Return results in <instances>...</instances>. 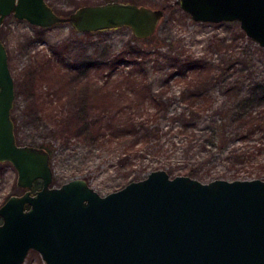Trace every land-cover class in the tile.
Returning a JSON list of instances; mask_svg holds the SVG:
<instances>
[{"label":"rangeland","instance_id":"obj_1","mask_svg":"<svg viewBox=\"0 0 264 264\" xmlns=\"http://www.w3.org/2000/svg\"><path fill=\"white\" fill-rule=\"evenodd\" d=\"M47 1L63 16L107 1H131L165 11L155 34L142 44L147 49L144 56L134 52L137 42L128 27L80 33L67 22L39 27L13 15L5 19L0 39L16 82L12 111L16 138L19 144L43 146L50 152L52 185L82 178L106 195L157 169L203 182L264 179V129L242 128L233 121L241 111L247 118L264 112V99L256 105L242 104L243 98L264 88V47L247 36L240 22H197L176 5L179 0ZM125 49V58L120 59ZM88 56L116 64L88 72L83 79L88 85L82 84L80 96L70 102L68 96L77 87L70 67ZM183 75L189 76L187 82L180 79ZM130 79L146 81L149 96L160 94L169 100L167 113H184L188 120L171 122L162 116L156 136V105L149 97L137 107L142 93L133 91ZM43 93H49L44 101L58 102L49 111L51 116L63 107L88 106L94 135L76 131L50 137L52 122L42 100L34 101ZM130 116L134 129L121 131L120 118L126 123ZM220 121L227 125L219 127ZM17 178L12 164L0 163V206L11 195L24 193ZM23 264L46 263L31 250Z\"/></svg>","mask_w":264,"mask_h":264},{"label":"water","instance_id":"obj_2","mask_svg":"<svg viewBox=\"0 0 264 264\" xmlns=\"http://www.w3.org/2000/svg\"><path fill=\"white\" fill-rule=\"evenodd\" d=\"M179 6L197 22L238 21L264 47V0H179ZM164 14L107 1L63 16L47 0H0V30L13 15L39 27L67 22L80 33L128 27L146 39ZM15 98L0 39V163L14 166L25 189L0 206V264H23L31 250L46 264H264V179L203 182L157 169L106 195L82 178L54 186L50 152L17 141Z\"/></svg>","mask_w":264,"mask_h":264},{"label":"trees","instance_id":"obj_3","mask_svg":"<svg viewBox=\"0 0 264 264\" xmlns=\"http://www.w3.org/2000/svg\"><path fill=\"white\" fill-rule=\"evenodd\" d=\"M176 5L179 6V1H177ZM150 38L151 37L146 38V39H139L137 37H134L135 41L137 42V44H136L137 47H135L136 51H134V52L144 56L147 49L142 44H146ZM130 46L131 45L129 44V48H130ZM126 51H127V49H125V51H123V53H120L121 54L120 59H123V57L125 58ZM136 57H137V55H136ZM119 61H121V60H119ZM109 63L112 64L109 59L101 62V61H98V60L88 56L87 58H84V60H82L80 63H77V64L73 65L72 67H70L71 71H73V75H72L73 79L75 81L77 80V87H75L70 92V94L68 96L69 101L74 102V100L77 99V96H80V94H78V93H79V88H80V86H82V84L88 85V82H83V79L88 77V72L92 71L93 69L102 68V66L106 67L107 65H109ZM115 64H116V62H114L112 65L115 66ZM51 67H54V66L51 65ZM188 78H189V76L183 75V78H180V79L187 82ZM181 80H180V82H181ZM128 81L132 84L134 92H140L141 91L140 93H142V97H141V99H139L137 107H140L141 102H144V100H146L149 97L151 98L153 103L156 105L153 116H154L155 123H157V125L160 123L159 118L162 116L165 118H168V120L171 122L176 121L177 119H182V121H184V122L186 120H188L184 113L183 114L180 113L179 115L167 113V106L170 105L169 100L167 102H165L163 100V96L160 94L159 95L156 94L155 96H149L148 93L151 90L149 88L148 83L146 81H144L143 79L142 80H133V79L131 80L130 79ZM201 94H203V90L201 88H199V91H197V95L200 96ZM47 97H49V93H47V94L43 93V94H40V96H37L34 101H37V100L41 101L42 100L41 102H42V105L44 106V110L48 113L47 115H48L49 119L51 120L50 123L52 122L50 125L49 132H48V135L50 137H65L66 135L73 134L76 131H80V132L82 131L83 133H86L88 136L93 132L94 125L92 122H90V114H89L90 110H89L88 106L76 105V106L72 107L71 109H67V108L63 107L61 109L62 111L60 110L58 112V110L56 109V113L53 114V116H51L49 111H51L53 108H56V106H57L56 103H58V102L53 103L52 101H54V99H52V98H49L48 100L44 101V99ZM263 99H264V88L259 93L255 92L253 94H250V96L243 98L242 104L245 106L256 105V104L261 103L263 101ZM48 101H50V102H48ZM50 103L52 106L50 105ZM47 104H49V106H46ZM60 104L63 105L64 103L62 102ZM241 112L237 113L236 115L238 117L233 119V121L237 123V126L244 128L246 126L253 127V125L254 126H260L261 125L260 127H262L264 129V112H263V114H261L259 116L252 117V118H250V117L247 118L245 116V114L241 113ZM63 113L65 115H63ZM108 118H109L108 120L111 122L112 121V114H111V116H108ZM13 119H14V117H13ZM120 120H121V122L119 124V128L121 131H123L124 128L127 131H131L134 129L135 124L133 121L134 118L132 116L129 117V120L125 121L126 123H124L122 121V117L120 118ZM14 122L16 125L15 119H14ZM223 124H224V126L227 125V123H223V121H220L218 126L223 128ZM216 125H217V122H216ZM97 126L98 125H95V127H97ZM146 128H148V131H149V127L147 126ZM150 131H152V130H150ZM153 131H154L155 135L158 136L159 133H161V129H160L159 125L156 128H154ZM94 133L95 132H93L92 135H94ZM224 133L226 134L227 132L225 131ZM213 137H214V134H213ZM128 142H129V140H128ZM132 143H134V141ZM240 157H245V155L240 156Z\"/></svg>","mask_w":264,"mask_h":264},{"label":"flooded vegetation","instance_id":"obj_4","mask_svg":"<svg viewBox=\"0 0 264 264\" xmlns=\"http://www.w3.org/2000/svg\"><path fill=\"white\" fill-rule=\"evenodd\" d=\"M41 187V183L39 181L35 182V189H38ZM25 192V189H24Z\"/></svg>","mask_w":264,"mask_h":264}]
</instances>
